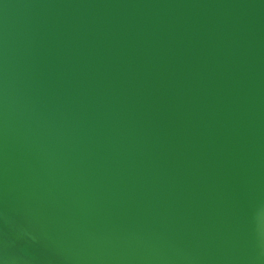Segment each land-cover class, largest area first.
Segmentation results:
<instances>
[{
    "label": "water",
    "instance_id": "1",
    "mask_svg": "<svg viewBox=\"0 0 264 264\" xmlns=\"http://www.w3.org/2000/svg\"><path fill=\"white\" fill-rule=\"evenodd\" d=\"M0 264H264V0H0Z\"/></svg>",
    "mask_w": 264,
    "mask_h": 264
}]
</instances>
